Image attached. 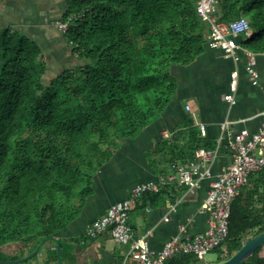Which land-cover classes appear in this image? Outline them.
<instances>
[{"label":"trees","instance_id":"obj_1","mask_svg":"<svg viewBox=\"0 0 264 264\" xmlns=\"http://www.w3.org/2000/svg\"><path fill=\"white\" fill-rule=\"evenodd\" d=\"M196 2L66 0L62 36L77 62L49 80L39 45L19 30L0 27V248L14 242L20 255L29 254L44 238L51 239L37 254L54 246L55 234L92 195L93 176L113 150L165 110L177 88L170 65L192 63L207 43L209 29ZM215 15L222 23L245 17L250 32L242 35L241 46L264 53V0H217ZM191 124L189 119L183 125L184 148L167 152L162 143L151 167H157L161 151L173 173L195 150L206 148ZM186 190L168 180L157 192L140 194L135 204L174 203ZM262 231L264 167L248 175L231 201L227 234L212 250L216 264ZM260 250L241 264H264ZM57 260L53 247L40 264ZM198 262L175 255L164 264Z\"/></svg>","mask_w":264,"mask_h":264},{"label":"crops","instance_id":"obj_2","mask_svg":"<svg viewBox=\"0 0 264 264\" xmlns=\"http://www.w3.org/2000/svg\"><path fill=\"white\" fill-rule=\"evenodd\" d=\"M65 8L66 0H0V27L21 30L28 38L42 43L49 56H58L60 52L69 54L70 50H60L54 44L57 39L64 41L55 24L60 22ZM241 40L242 36L236 38L240 45L237 60L225 57L220 50L212 49L206 43L203 53L192 63L171 68L177 88L168 106L137 136L122 140L119 147L113 150L110 161L93 176V193L86 198L81 212L55 234L57 241L54 246L49 244L39 251L38 264L53 247L57 255V246L60 261L54 264H120L124 248L108 232L88 239L84 235L85 230L112 204L127 198L136 185L153 182L161 186L169 179L174 184L172 177L175 171L170 173V167L165 162L168 158L160 151L157 167H151L147 156L164 142L167 152L175 149L173 147L184 148L188 136V129L183 128L185 121L191 119V127L207 149L221 138L218 156L211 166L213 177L230 164L232 155L228 143L232 137L241 130L255 132L264 119V53H254L259 80L257 85H252L245 70V48L241 46ZM233 71L236 72L237 88L235 102L229 106L224 95L230 92V74ZM186 106L190 109L186 110ZM199 125L204 126L203 136L200 135ZM137 171L140 175L134 181L125 182L124 175H134ZM209 184L210 180L205 179L191 193L186 190L177 200L176 211L169 214L168 201H138L128 213V223L134 235L151 229L148 244L151 253L156 255L181 228L187 234L205 231L210 210L203 206V202ZM166 215L168 220L164 221ZM20 253L19 245L14 242L0 248V254L8 257L7 260L27 255ZM127 264L133 263L129 261Z\"/></svg>","mask_w":264,"mask_h":264},{"label":"built area","instance_id":"obj_3","mask_svg":"<svg viewBox=\"0 0 264 264\" xmlns=\"http://www.w3.org/2000/svg\"><path fill=\"white\" fill-rule=\"evenodd\" d=\"M216 5L217 0H197L196 2V12L209 29L207 45L212 49L220 50L225 57L237 60L236 53L240 45L236 38L249 34L248 20L245 17H239L228 23L219 22L215 15ZM55 26L63 33L67 23L56 22ZM244 52L248 79L252 85H257L259 73L256 69L254 53L246 49ZM230 79V92L224 95V100L229 106L235 102L234 92L237 88L235 71L230 74ZM185 109L190 108L186 106ZM199 131L200 135L205 134L203 125H199ZM220 145L221 138H218L212 147L198 148L194 151L191 160L177 166L172 177L176 185L185 186L189 191L199 187L203 180H210L203 202V206L210 210L205 231L187 234L184 228H181L176 236L163 244L158 254L153 255L148 244L151 229L136 236L128 223V213L140 194L157 192L160 188L158 183L145 182L136 185L127 198L112 204L103 216L91 222L85 230V237L93 239L108 232L112 239L124 248L120 264H127L129 261L133 264H164L165 260L175 255H192L198 261H202L204 256L218 247L225 238L228 231L230 204L239 188L246 183L249 174L264 167V119L255 132L241 130L232 137L228 143L232 160L225 169L213 177L211 166L218 156ZM177 204L178 201L168 204V214L176 211ZM163 220L167 221L168 215ZM259 255L264 256L261 250Z\"/></svg>","mask_w":264,"mask_h":264},{"label":"rangeland","instance_id":"obj_4","mask_svg":"<svg viewBox=\"0 0 264 264\" xmlns=\"http://www.w3.org/2000/svg\"><path fill=\"white\" fill-rule=\"evenodd\" d=\"M37 43H38L39 47L41 48V51L43 53L46 52L42 56L43 60H45L44 62L46 64V68H47L46 73L44 75L45 80H49L50 78L54 77L61 70L66 69V68H70L77 62V60L70 53L65 54V53L60 52L58 56H55V57L49 56V53L47 51H44L42 43H39V42H37ZM54 44L60 50H62L63 48L67 51L70 50V48L65 45V43L62 39H57ZM173 66H180V65H170V67H169L170 71H171V68ZM193 108H195L194 105H193ZM154 159H155L154 154H148V156H147L148 162H149V160H154ZM134 165H136V163ZM139 175H140V172H138V171L134 175L133 174L124 175V180H125V182L131 183V181H134ZM261 253H262V255H264V246L261 248ZM217 258H218L217 253L215 251H210L209 253H207L204 256V259L202 261H199L197 264H216ZM26 263L27 264H38L37 257H35L34 259H31V260H28Z\"/></svg>","mask_w":264,"mask_h":264},{"label":"water","instance_id":"obj_5","mask_svg":"<svg viewBox=\"0 0 264 264\" xmlns=\"http://www.w3.org/2000/svg\"><path fill=\"white\" fill-rule=\"evenodd\" d=\"M188 193H191L189 191ZM51 238H44L41 240L40 244H44L45 242L49 241ZM39 245L29 254L15 259V260H0V264H20L25 263L32 257H34L38 250ZM264 245V231L255 235L254 237L250 238L234 255H232L226 261H223L218 264H241L244 262L257 248ZM57 255L59 256V247L57 246Z\"/></svg>","mask_w":264,"mask_h":264}]
</instances>
